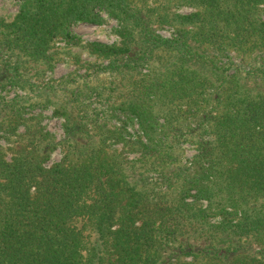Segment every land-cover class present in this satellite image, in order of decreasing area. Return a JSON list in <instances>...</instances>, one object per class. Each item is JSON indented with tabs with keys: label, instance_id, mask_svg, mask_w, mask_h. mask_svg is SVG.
<instances>
[{
	"label": "trees",
	"instance_id": "16d2710c",
	"mask_svg": "<svg viewBox=\"0 0 264 264\" xmlns=\"http://www.w3.org/2000/svg\"><path fill=\"white\" fill-rule=\"evenodd\" d=\"M106 18L119 44L84 46L127 75L121 129L90 134L85 110L57 107L65 139L46 165L53 135L0 93V264H264V0H21L0 20V90L54 40L80 44L71 26ZM229 50L242 64L221 61ZM133 122L129 160L112 143Z\"/></svg>",
	"mask_w": 264,
	"mask_h": 264
},
{
	"label": "rangeland",
	"instance_id": "374dc122",
	"mask_svg": "<svg viewBox=\"0 0 264 264\" xmlns=\"http://www.w3.org/2000/svg\"><path fill=\"white\" fill-rule=\"evenodd\" d=\"M21 0H0V20L9 22L17 14ZM171 10L178 14H187L193 8L187 5H173ZM117 22L105 19L99 25L76 24L71 26L70 32L77 37L80 44H67L63 39H56L51 44L49 54L51 59L48 63L22 59V67L19 70V82L15 85H8L4 90H0L6 101L17 97V101L23 110L24 118L37 117L41 126L53 135L55 147L50 153L46 165L56 162L61 157V145L65 139L63 131L64 117L53 115V110L63 106L67 112H73L75 106L80 110H85L87 116L94 119L91 124L87 122L88 132L94 134V126L99 125L109 131L122 128L123 117L118 112L112 113L113 108L123 100L127 88V75L121 74L117 69L109 70V63L112 58H105L91 53L85 44L88 42H98L105 45L119 44L116 34ZM155 32L164 37H171L174 27L169 25H153ZM231 58L234 64H242L243 56L229 50L226 57L221 61L225 62ZM248 60L257 57L246 55ZM247 71V67H245ZM142 73L147 69L142 68ZM135 76V81H139L140 73H130ZM260 83V81H258ZM261 90L264 86H260ZM6 106L5 104H3ZM83 113V112H82ZM81 113V114H82ZM163 119L160 118V122ZM195 130V124H189ZM127 134L124 133L123 140L112 143V147L121 151L127 159L138 157V151L124 149L123 141H131L138 134V126L135 122L125 126ZM184 136L179 140L180 164L190 166L192 157L196 154V145L193 138L188 133V129H183ZM198 133V131H196ZM85 137L84 133L79 138ZM204 207L207 203L203 201ZM218 217H211V223H217ZM80 225V224H79ZM89 235V231H86Z\"/></svg>",
	"mask_w": 264,
	"mask_h": 264
}]
</instances>
